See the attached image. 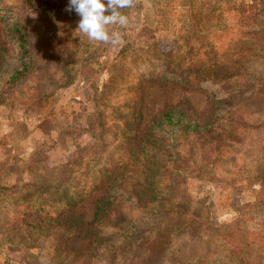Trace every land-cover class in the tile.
I'll use <instances>...</instances> for the list:
<instances>
[{"label":"rangeland","instance_id":"rangeland-1","mask_svg":"<svg viewBox=\"0 0 264 264\" xmlns=\"http://www.w3.org/2000/svg\"><path fill=\"white\" fill-rule=\"evenodd\" d=\"M0 1V264H144L141 258L152 241L157 250L166 245V238H154L159 213L144 218L138 228V259L113 226L103 227L101 233L111 237L99 241V248L94 243L95 251L83 256L63 252L54 214L71 201L74 212L90 221L97 198L105 194V189L93 191L103 188L97 186L101 169L132 170L118 192L123 202L131 186L150 184L158 195L148 193L144 199L149 202L190 198L196 210L205 204L207 247L199 235L183 244L187 238L178 231L173 243L154 255L160 261L151 263L264 264V184L258 182L264 174V126L256 106L249 102L222 110L215 124L198 133L184 122L175 128L157 121L171 106L189 111L201 128L213 122L209 91L223 92V86L187 87L165 78L166 70L176 78L194 74L203 34L214 40L216 53L231 44L239 47L238 27L252 24L251 16L244 19L263 11L264 0H136L133 8L122 10L129 24L113 26L121 33L118 45L90 41L79 32L80 17L65 10L69 0ZM189 6L203 11L196 32L186 19ZM220 13L227 19H217ZM223 24H231L232 32L212 31L211 26ZM149 42L156 43L151 59L134 64L130 52ZM252 68L264 71L260 62ZM140 107L142 132L131 141L122 132L138 125L127 123L130 112ZM69 120L85 123L84 132L64 128ZM20 152H26L21 159L27 164L17 180L9 164L19 160ZM151 156L160 167L155 177ZM148 237L151 242L145 243ZM174 252L181 260L171 263Z\"/></svg>","mask_w":264,"mask_h":264},{"label":"trees","instance_id":"trees-1","mask_svg":"<svg viewBox=\"0 0 264 264\" xmlns=\"http://www.w3.org/2000/svg\"><path fill=\"white\" fill-rule=\"evenodd\" d=\"M190 2L192 3V0ZM1 4L2 2L0 1V5ZM202 12L203 11L199 9L195 11L192 6H189L186 11V19L191 24L193 32H196V29L199 27L196 23H200L204 18ZM233 12H235V10H233ZM250 16L252 17L253 22L249 27H243L245 25L238 27L240 30L242 29V33H240L239 37L236 39L239 47H235L234 44H231V46L226 51H223L222 54L216 53L217 50L214 40L203 34L201 38L205 43L202 46L200 45L201 48L198 50L197 55H199L198 57L200 61L195 62L193 65L195 68L194 74L183 72V74H179V77L176 78L173 71L166 70L168 74H165V78H167L166 76H169L168 79L172 81L178 79L177 82L187 87L204 89V85L207 82L212 86L213 83L223 86V92L221 90L216 92L209 91L214 107L213 122L201 128L197 122L193 120V116L189 111H184L179 107L170 106L166 107L159 115V119H157L161 125L177 128V126L179 127L182 124L187 123L191 131L196 133L204 132L208 126L215 124L216 119L219 118V114L222 110L236 108V106H244L250 102L252 105L256 106V111L259 112L258 121L261 126H264V78L261 77L264 75V71H255L252 68L253 64L256 62H260V65L264 68V10L260 12L256 10L249 13V15L245 17L244 22L248 19L250 20ZM210 19L211 14L208 15V18L206 17L205 23L211 21ZM217 19L227 18L220 13L217 15ZM239 20H241V18H239ZM211 28L212 31L222 30L226 32L231 31V24L227 26H224V24L219 25L216 28L211 26ZM247 28H249V30H247ZM198 32L206 33V29H200ZM17 33L23 42H26L20 29L17 30ZM155 44L156 43L149 42L139 47H135L136 50L130 52V55L134 57L131 61L134 62V64H137L146 59H151L152 54L150 51ZM139 53L143 56L138 57L140 55ZM167 62L168 65L171 64L170 61L165 60V63ZM191 68L192 67H190V70ZM18 72L21 73L23 70ZM115 77L116 75L113 76V79ZM128 117L130 118L127 123L128 127H130L132 123L138 125L130 128V130L126 128V133L123 131L122 135L129 136L128 138L132 141L137 139L142 132L140 126L144 118L143 108H134ZM66 124L69 129L77 130L79 132H84L83 128L86 125L85 123L79 124L71 121ZM218 128L222 129L224 126L219 124ZM171 147L172 150H174L173 146ZM171 152L174 154V160L177 159L178 154L173 151ZM146 156H144V158ZM149 159L151 165L150 170H152L151 174L155 177L157 171L160 169L159 162L158 160H155L153 156ZM176 171L185 173L180 170V168H177ZM127 172L131 173L132 170H128ZM127 172L123 170L121 173H114L111 169L100 170V174L97 177V186L98 184L99 186L101 184L103 188L97 190L94 188L93 191H101L102 189H105V194L97 198L94 206V216L90 221L86 220L83 217V214L77 215V213L74 212L75 205L71 201H68L66 206L64 205V209H61L54 214L55 218H59L57 220L59 221L60 229L57 233H61L60 243L63 246V252L69 256L76 251L78 252L76 256H83L87 252L91 253L95 251L96 247L99 248V241L101 242L104 239H107L108 233H101L103 227L113 226L114 228L120 229L119 231L123 237L121 241L133 248L132 255L138 259L137 249L140 248V245H137L136 239L138 228L142 224L144 218L148 217V220H151L159 213H162V216L155 218L154 220L157 221L156 223L158 225L157 233L154 235V238L160 237L161 240L166 238L167 244H161V247L157 250L154 246L156 240L154 243L152 241L151 246L148 247V252H146V255L141 258L143 263L146 262L144 264H153L151 262L157 261V259L160 261V258L156 259L154 255L162 254V249H166L171 242L173 243V240L175 239L174 234L178 231L185 239L187 238L183 244L192 243V241L188 239L189 236L194 237L195 235H199L198 238L203 239V242L207 247L209 242L204 239V235L205 232L209 230L208 224L210 223V219L205 204H201L199 209L196 210L193 208V201H191L190 198L186 199L187 202L183 201L177 203L157 204L149 202L144 199L148 196V193H152L153 197H157L158 195V191H156L154 186L150 184H140L139 187L134 185L136 189H133V186H131L128 190L129 200L123 202L125 199L124 197H121V195H118V192L123 189V181H126L128 177L126 176ZM261 177V180H258V182L264 184V174H261ZM117 211L121 212L120 215L123 213L121 217L116 216ZM137 211L138 213L135 214ZM140 212L143 215H141ZM203 212L206 214L205 217ZM132 214L135 215L131 217ZM48 217H51L48 222L50 225L53 221V216L51 214L48 215ZM151 229H155V226ZM216 235H219V233H216ZM108 237L110 238L111 236ZM149 242H151V240L148 237L145 243ZM94 243H97L96 247L94 246ZM212 246V244H209L208 250H210ZM165 259L166 257L164 255L161 261H164ZM179 259L181 260L180 252H174L170 255L171 263L178 262Z\"/></svg>","mask_w":264,"mask_h":264},{"label":"clouds","instance_id":"clouds-1","mask_svg":"<svg viewBox=\"0 0 264 264\" xmlns=\"http://www.w3.org/2000/svg\"><path fill=\"white\" fill-rule=\"evenodd\" d=\"M135 4L136 0H69L65 10L80 17L77 29L90 41L118 45L121 33L113 26L126 27L129 16L122 10Z\"/></svg>","mask_w":264,"mask_h":264},{"label":"crops","instance_id":"crops-1","mask_svg":"<svg viewBox=\"0 0 264 264\" xmlns=\"http://www.w3.org/2000/svg\"><path fill=\"white\" fill-rule=\"evenodd\" d=\"M68 122H70V120ZM66 125L67 124L64 123V125H63L64 128H66ZM67 129L70 130L69 128H67ZM18 154H19L18 155L19 156L18 157L19 160L17 161V157H16V159L14 158V161L9 164L11 167H13L12 172L14 173L15 177L17 178V180L22 179V176L24 177V175L22 174V172L24 173V171L21 169V167L24 166V164H27L24 161L22 162V159H21V158L24 157L22 155L26 154V152H22V153L20 152Z\"/></svg>","mask_w":264,"mask_h":264}]
</instances>
